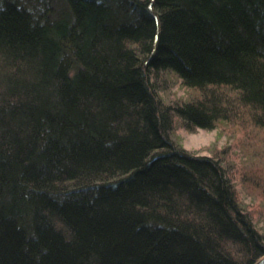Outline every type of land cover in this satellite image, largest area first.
<instances>
[{"label": "trees", "instance_id": "1", "mask_svg": "<svg viewBox=\"0 0 264 264\" xmlns=\"http://www.w3.org/2000/svg\"><path fill=\"white\" fill-rule=\"evenodd\" d=\"M174 112L263 128L264 0H0V264H264Z\"/></svg>", "mask_w": 264, "mask_h": 264}, {"label": "rangeland", "instance_id": "2", "mask_svg": "<svg viewBox=\"0 0 264 264\" xmlns=\"http://www.w3.org/2000/svg\"><path fill=\"white\" fill-rule=\"evenodd\" d=\"M157 95L171 105L190 100L197 92L182 84L174 73L158 79ZM171 137L189 152L217 159L232 182L237 200L264 232V126L248 122L219 121L211 128H187L183 119L172 114Z\"/></svg>", "mask_w": 264, "mask_h": 264}]
</instances>
